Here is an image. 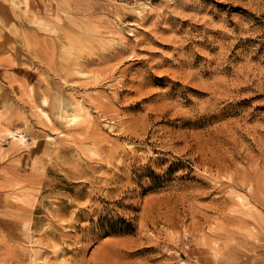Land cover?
<instances>
[{"label": "rangeland", "instance_id": "rangeland-1", "mask_svg": "<svg viewBox=\"0 0 264 264\" xmlns=\"http://www.w3.org/2000/svg\"><path fill=\"white\" fill-rule=\"evenodd\" d=\"M0 264H264V0H0Z\"/></svg>", "mask_w": 264, "mask_h": 264}, {"label": "bare ground", "instance_id": "bare-ground-1", "mask_svg": "<svg viewBox=\"0 0 264 264\" xmlns=\"http://www.w3.org/2000/svg\"><path fill=\"white\" fill-rule=\"evenodd\" d=\"M0 105H2V102H0Z\"/></svg>", "mask_w": 264, "mask_h": 264}]
</instances>
